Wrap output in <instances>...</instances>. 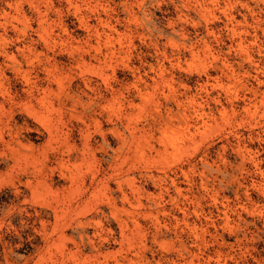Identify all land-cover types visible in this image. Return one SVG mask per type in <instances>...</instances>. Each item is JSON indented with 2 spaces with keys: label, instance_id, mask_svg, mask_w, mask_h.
Listing matches in <instances>:
<instances>
[{
  "label": "rangeland",
  "instance_id": "374dc122",
  "mask_svg": "<svg viewBox=\"0 0 264 264\" xmlns=\"http://www.w3.org/2000/svg\"><path fill=\"white\" fill-rule=\"evenodd\" d=\"M0 264H264V0H0Z\"/></svg>",
  "mask_w": 264,
  "mask_h": 264
}]
</instances>
